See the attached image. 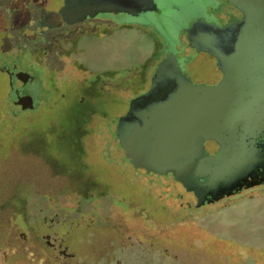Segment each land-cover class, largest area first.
I'll return each instance as SVG.
<instances>
[{
    "label": "rangeland",
    "instance_id": "1",
    "mask_svg": "<svg viewBox=\"0 0 264 264\" xmlns=\"http://www.w3.org/2000/svg\"><path fill=\"white\" fill-rule=\"evenodd\" d=\"M64 1L0 0V264H264V187L195 207L172 177L132 167L112 125L166 71L197 86L217 80L204 56L185 63L175 50L192 24L214 40L229 34L239 52L221 50L223 62L263 66L264 0H157V12L137 17L79 2L98 22L79 35L46 27L71 23L59 17ZM227 14L228 31L210 27ZM19 72L34 82L13 89ZM21 95L33 99L27 111L15 104ZM81 95L89 102L76 103ZM89 114L104 119L87 125ZM262 119L264 111L251 121ZM122 180L139 197L125 199Z\"/></svg>",
    "mask_w": 264,
    "mask_h": 264
},
{
    "label": "water",
    "instance_id": "2",
    "mask_svg": "<svg viewBox=\"0 0 264 264\" xmlns=\"http://www.w3.org/2000/svg\"><path fill=\"white\" fill-rule=\"evenodd\" d=\"M68 2L70 0H65L64 5ZM76 2L78 0H74V4ZM88 2L91 3V0ZM64 5L59 13L62 14V21L66 22ZM261 7L264 10L263 4ZM90 9L137 17L157 12L158 1L94 0ZM78 12L85 13V10ZM246 13L251 11L247 9ZM85 15L69 19L71 23H78ZM227 24L208 26L220 30ZM195 25L197 23L190 25L184 32L185 36L179 39V44L186 49H198L187 36ZM173 63H177L176 60ZM260 73L264 75V70ZM33 82L34 78L29 74L19 72L13 89L21 83L28 85ZM141 98L132 102L126 115L112 123L117 124L114 138L132 167L136 170L144 168L161 177H172L179 188L194 195L195 207L201 202L199 186L203 185L199 179L209 177L206 186L212 189L223 179V174H228L231 182L244 179L253 163L251 157L255 140L264 134V124L249 137L237 138L239 124L244 119L236 109L234 90L222 82L215 86L193 85L185 76L166 71L162 80ZM260 98L257 101L260 102ZM15 101L22 109L24 102L33 104L30 95H21ZM208 141L221 146L218 153L211 157L203 153L204 143ZM260 179L263 181L264 176Z\"/></svg>",
    "mask_w": 264,
    "mask_h": 264
},
{
    "label": "flooded vegetation",
    "instance_id": "3",
    "mask_svg": "<svg viewBox=\"0 0 264 264\" xmlns=\"http://www.w3.org/2000/svg\"><path fill=\"white\" fill-rule=\"evenodd\" d=\"M83 4L84 8L90 9V6L92 5V2L94 0H91V3L88 2V0H78L74 4V0H71L67 4L64 5L65 7V17L66 21L72 16H81L83 12H78L77 9H75V6H77L78 3ZM228 4V3H227ZM242 9V12L240 13V18H243V11L245 12L244 6H239ZM61 8V7H60ZM83 10V9H81ZM59 17L62 18V14L59 13ZM239 14V13H238ZM95 17V16H94ZM232 15L227 14L226 15V22H228L227 26L223 29H220L224 32L228 31V26L230 22L232 21ZM238 17V16H237ZM236 21V20H235ZM51 22V21H50ZM60 22V19H59ZM58 22V23H59ZM67 23V22H66ZM97 20L95 18L90 19H83L82 21L78 23H70L67 24V26H64L60 24L54 25L52 22L46 26L48 30H58L60 27L67 29H70L74 31L73 33L81 32V29H85L88 31L91 29L95 24H97ZM224 23V24H225ZM227 29V30H226ZM219 30V29H216ZM78 33L81 34V33ZM242 32V31H241ZM240 33V31H238ZM227 35H220L219 37L210 38L207 37L202 30L195 25L192 29L188 31V38L198 46V49L194 48H188L185 49L184 46L178 45L176 47L177 53L182 57L180 60H184L185 63H192L194 58L198 55L204 56L206 60L204 63H212L214 71L217 72V80L208 86H215L219 83L226 84L229 89L234 90V103L236 106V109L240 115L242 116L244 121L243 123L239 124L238 127V135L237 138H241L243 136H250L251 133L255 132V130L260 126L264 124V119L258 121V122H252V117L264 110V75L263 73H260L262 70H264V65L260 66L259 68H255L251 65L242 64L240 66H232L229 63L230 62H223L220 58L221 50L229 54H234V50L236 48V45H233L230 39V36ZM211 45H216L215 47H212ZM187 51V52H186ZM229 52V53H228ZM239 50L236 48V54H238ZM179 60V63H181ZM238 63H247L245 62L244 55L241 54L238 59ZM76 63V62H75ZM183 63V61H182ZM219 63H226L224 67H221ZM258 69V72H256ZM183 75V74H182ZM185 76V75H183ZM260 76V77H259ZM186 77V76H185ZM13 78H16V76H13ZM13 84V83H12ZM263 90L262 92L260 91ZM256 91L261 92L260 94L262 97L260 98L261 101H257L256 98ZM148 91L144 92L147 93ZM143 94V95H144ZM141 96V95H140ZM259 102V103H258ZM246 113V114H245ZM244 125L245 128L241 129ZM218 141H222V139H219ZM221 146L219 143L215 142H205L203 147V153L206 156H214L218 153ZM226 148V147H225ZM252 164L248 167L249 171L245 173V177L242 180H238L236 182H231V179L229 178L228 174H223L222 178L220 180V183L215 188H209L206 186L208 184L209 177L199 179L200 184L203 186H199V191L201 197H200V205L205 204H211L214 203L216 200L223 198V197H231L234 195H237L239 191H243L244 188L251 186H258L263 188L264 187V180L261 181L260 177L264 176V134L259 136L254 143V149L252 150ZM192 197L194 195L190 193ZM195 198V197H194ZM199 205V206H200Z\"/></svg>",
    "mask_w": 264,
    "mask_h": 264
},
{
    "label": "trees",
    "instance_id": "4",
    "mask_svg": "<svg viewBox=\"0 0 264 264\" xmlns=\"http://www.w3.org/2000/svg\"><path fill=\"white\" fill-rule=\"evenodd\" d=\"M57 39V38H56ZM60 43L61 42H57V44L56 45H60ZM60 48V47H59ZM51 88L54 90L55 89V92L57 91L58 92V88H56L55 87V84L52 82L51 84ZM61 89V88H60ZM94 91V90H93ZM96 91L97 90H95L94 91V93L95 94H99V92L97 91V93H96ZM95 94H94V96H95ZM56 99H52V100H50L49 102V105L48 106H50L51 104H53V103H55L54 101H55ZM89 99H84L83 100V96L81 95V97H78V99H77V102L76 103H79V105H82L83 103H88L89 101H88ZM28 104H30V102H27ZM23 109H24V111H27V109L25 108V106H23ZM38 109V108H37ZM37 109H34V107L33 108H30V110L29 111H32V112H34V111H36ZM40 112H39V114L41 113V111H42V108L40 107ZM96 114H89L88 116H87V120H86V124L87 125H89V122H91V120L94 118V117H96L98 120H100V121H103V116H100V115H96ZM58 124V122L57 123H55V121L54 120H52V119H50L49 120V122H48V126H49V128H50V130H52L53 131V129L54 128H56L57 129V127L58 126H56ZM91 130V129H90ZM89 130V131H90ZM20 131V132H19ZM19 133H21V134H18L17 136H18V138H19V140H22V142H23V140H25V136H23V135H25L26 134V128H24L23 126H19ZM59 131V130H58ZM59 135H60V137L61 138H63V137H65V136H68L66 133H67V131H64V130H60L59 132ZM82 133L83 134H85V132H83L82 131ZM77 134H78V132H77ZM86 134H88V132L86 133ZM90 134V133H89ZM88 134V135H89ZM55 164H58L57 162H54ZM60 168V167H59ZM123 182H116V186H118L119 187V189H121L123 192H124V194H125V199L126 198H128L130 201L132 200V199H136L137 197H139V190H138V188L136 187V186H133L132 188L129 186V185H127V183L124 181V180H122ZM92 185L93 186H96V184L95 183H92ZM91 184H89V185H87L86 187H87V191H86V193H83V198H82V200H80V205L82 204V202L81 201H83V202H85V200L87 199V198H89V194L91 193H89V189L91 190V186H92ZM90 186V187H89ZM146 203L148 204H150V202L149 201H147L146 200ZM83 205V204H82ZM79 208H80V206H79Z\"/></svg>",
    "mask_w": 264,
    "mask_h": 264
}]
</instances>
